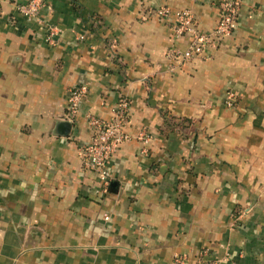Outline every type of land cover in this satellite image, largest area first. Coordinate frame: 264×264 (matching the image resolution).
I'll use <instances>...</instances> for the list:
<instances>
[{
  "label": "crops",
  "instance_id": "1",
  "mask_svg": "<svg viewBox=\"0 0 264 264\" xmlns=\"http://www.w3.org/2000/svg\"><path fill=\"white\" fill-rule=\"evenodd\" d=\"M28 1L0 0V264H196L203 250L264 264V0H241L234 36L175 70L166 53L190 40L154 11L190 10L207 34L221 0H47L38 21L19 15ZM123 98L105 187L80 148L87 117L110 121Z\"/></svg>",
  "mask_w": 264,
  "mask_h": 264
},
{
  "label": "built area",
  "instance_id": "2",
  "mask_svg": "<svg viewBox=\"0 0 264 264\" xmlns=\"http://www.w3.org/2000/svg\"><path fill=\"white\" fill-rule=\"evenodd\" d=\"M46 1L30 0L25 4H20L18 13L30 21H38L40 11ZM219 9V21L215 29L207 34L199 31L195 15L190 10L177 11L173 14L169 8L162 7L154 11L157 18L174 30L176 39L188 38L190 40L186 51H181L178 48H170L167 51L165 57L172 70L187 65L195 57H204L208 50L219 48L225 38L234 36L239 26L241 0H221ZM143 19L147 20V15H144ZM56 36V28L49 26L45 38L46 43L55 45ZM86 94L87 87L84 85L77 86L70 91L67 100L68 121L73 122L76 118ZM235 101L236 95L229 93L226 99L227 106L233 107ZM129 114L130 101L123 98L117 104L110 121L95 115L87 117L92 139L80 148L82 166L87 171L97 173L105 187H108L110 183L109 163L127 138L124 129ZM106 220H109L108 216H106ZM197 257L196 264H217V261L208 259L209 252L207 250L199 252ZM174 262L175 264H187V257L185 255L176 256Z\"/></svg>",
  "mask_w": 264,
  "mask_h": 264
},
{
  "label": "trees",
  "instance_id": "3",
  "mask_svg": "<svg viewBox=\"0 0 264 264\" xmlns=\"http://www.w3.org/2000/svg\"><path fill=\"white\" fill-rule=\"evenodd\" d=\"M172 120H173V119H172ZM174 121H175V120H174ZM185 122H186V121H185ZM165 125H166V127L171 128L172 131L174 130L175 123H173V121H172V123H171V122L167 119Z\"/></svg>",
  "mask_w": 264,
  "mask_h": 264
},
{
  "label": "water",
  "instance_id": "4",
  "mask_svg": "<svg viewBox=\"0 0 264 264\" xmlns=\"http://www.w3.org/2000/svg\"><path fill=\"white\" fill-rule=\"evenodd\" d=\"M72 123L73 122H71V121H66L65 123H63V125L66 126L67 129L69 130L71 128V126H72Z\"/></svg>",
  "mask_w": 264,
  "mask_h": 264
}]
</instances>
